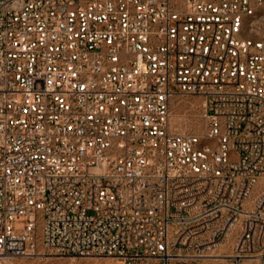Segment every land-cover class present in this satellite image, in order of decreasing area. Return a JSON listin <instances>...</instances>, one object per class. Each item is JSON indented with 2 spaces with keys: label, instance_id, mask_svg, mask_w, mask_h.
<instances>
[{
  "label": "built area",
  "instance_id": "obj_1",
  "mask_svg": "<svg viewBox=\"0 0 264 264\" xmlns=\"http://www.w3.org/2000/svg\"><path fill=\"white\" fill-rule=\"evenodd\" d=\"M263 177L264 0H0V264H264Z\"/></svg>",
  "mask_w": 264,
  "mask_h": 264
},
{
  "label": "rangeland",
  "instance_id": "obj_2",
  "mask_svg": "<svg viewBox=\"0 0 264 264\" xmlns=\"http://www.w3.org/2000/svg\"><path fill=\"white\" fill-rule=\"evenodd\" d=\"M172 123L175 129L181 132H194L204 135L207 131L206 119L204 116L203 100L197 96L176 97L171 106ZM264 187V177L255 187L254 194L260 192ZM250 205V203H249ZM238 227L229 236L226 244L221 249L229 251L235 239ZM228 244V245H227ZM7 261V262H6ZM3 264H124L122 259L113 256H87L73 257L57 255L41 244L36 253L29 256H20L10 259H3ZM252 261H245L244 264H252Z\"/></svg>",
  "mask_w": 264,
  "mask_h": 264
},
{
  "label": "bare ground",
  "instance_id": "obj_3",
  "mask_svg": "<svg viewBox=\"0 0 264 264\" xmlns=\"http://www.w3.org/2000/svg\"><path fill=\"white\" fill-rule=\"evenodd\" d=\"M227 245H228V244H227ZM4 259H10V258H7V257H6V258H4ZM6 262H7V261H6Z\"/></svg>",
  "mask_w": 264,
  "mask_h": 264
}]
</instances>
